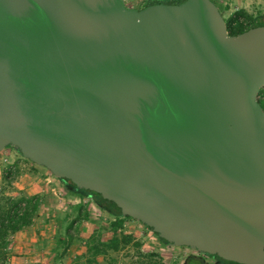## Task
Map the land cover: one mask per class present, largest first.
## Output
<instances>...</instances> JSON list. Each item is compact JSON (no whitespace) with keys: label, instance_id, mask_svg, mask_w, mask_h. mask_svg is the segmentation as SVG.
<instances>
[{"label":"water","instance_id":"1","mask_svg":"<svg viewBox=\"0 0 264 264\" xmlns=\"http://www.w3.org/2000/svg\"><path fill=\"white\" fill-rule=\"evenodd\" d=\"M263 87L212 0H0V152L173 247L264 264Z\"/></svg>","mask_w":264,"mask_h":264},{"label":"rangeland","instance_id":"2","mask_svg":"<svg viewBox=\"0 0 264 264\" xmlns=\"http://www.w3.org/2000/svg\"><path fill=\"white\" fill-rule=\"evenodd\" d=\"M214 1V0H212ZM216 1V0H215ZM214 1V2H215ZM143 0H125L129 7L140 9ZM219 6H227L225 16L233 14L241 6L238 0H217ZM218 6V4L215 2ZM250 14H264V0H242ZM15 164L18 174L11 182L2 179L3 169ZM40 198L39 208L32 224L10 235L8 253L2 264H71L77 260L87 264L89 258L84 239L99 232L103 240L111 236L110 222L113 217L100 211L88 197H67L60 181L54 178L45 168L23 159L17 151L6 148L0 152V204L5 205L4 198L36 197ZM70 201H68V200ZM78 202L85 203L92 221L84 220L78 226V236L73 240L71 248L62 260L55 259L52 251L55 246L54 234L58 220L65 213L72 211ZM118 232L130 234L133 242L117 252L109 251L99 255L92 264H213V260L186 247H173L160 242L153 233L140 222L123 219ZM194 257V258H192ZM198 258V260L196 259ZM1 262V259H0ZM219 264H233L220 261Z\"/></svg>","mask_w":264,"mask_h":264},{"label":"trees","instance_id":"3","mask_svg":"<svg viewBox=\"0 0 264 264\" xmlns=\"http://www.w3.org/2000/svg\"><path fill=\"white\" fill-rule=\"evenodd\" d=\"M183 1L184 0H171L169 2L171 4H178ZM158 2L159 0H147L143 3L141 8ZM227 9V6L220 8L229 35H237L251 28L264 26V14H250L243 9H238L233 14L225 16ZM258 102L264 110V87L259 91ZM18 154L20 155L19 152ZM17 174L18 168L15 164H12L3 169L2 179L5 182H11L15 179ZM59 181L62 185L64 194L67 197L71 196L81 199L88 197L100 211L112 216L114 219L110 222L109 228L111 236L107 240H103L99 232H94L84 239V244L86 245L87 254L89 256V258L86 259L87 264L94 263L99 255L104 256L109 251L117 252L121 248L133 242V238L130 234L118 232V229H120L123 225V219L131 218L123 216L120 209L117 208L113 202L104 200L100 195L87 190H76L71 187L72 185L67 180L61 179ZM67 183H69L70 186ZM4 200L5 205L2 206L0 204V264L4 263L7 259L8 239L10 235L30 226L40 205V198L38 196L20 198L6 197ZM86 207L87 205L85 203L78 202L76 205L71 207L72 211L70 213H65L64 217L58 220L57 230L54 234L55 246L52 250L55 253V259L62 260L71 248L73 240L78 236V226H80L82 221L89 219ZM153 235L160 242L168 245V243L158 237L157 234L153 233ZM210 257H214L219 261L228 262L218 258L217 256ZM196 259L198 260V258ZM186 261L187 259L184 261V264H186ZM198 262L199 264H203L200 260H198ZM230 263L237 264L234 262ZM71 264L82 263L75 259Z\"/></svg>","mask_w":264,"mask_h":264},{"label":"flooded vegetation","instance_id":"4","mask_svg":"<svg viewBox=\"0 0 264 264\" xmlns=\"http://www.w3.org/2000/svg\"><path fill=\"white\" fill-rule=\"evenodd\" d=\"M169 1H171V0H159V2L158 3H164V4H171ZM69 186H70V184L69 183H67ZM72 187V186H71ZM73 188V187H72ZM202 255H204V256H206V257H208V258H210V259H212L213 260V264H219V260L218 259H216V258H214V257H210V256H208L207 254H204V253H201ZM205 260L203 259L202 260V263L203 264H206V262H204ZM208 264V263H207Z\"/></svg>","mask_w":264,"mask_h":264},{"label":"crops","instance_id":"5","mask_svg":"<svg viewBox=\"0 0 264 264\" xmlns=\"http://www.w3.org/2000/svg\"><path fill=\"white\" fill-rule=\"evenodd\" d=\"M146 1H147V0H143L142 5H143V3L146 2ZM214 1H215V0H214ZM215 2L218 4L217 0H216ZM238 2H239V3L241 2V6H240L239 8H237L236 11H237L238 9H243V10H245L246 12H248V10L246 9V7H245V6H242V0H238ZM218 7L221 8V6H219V4H218ZM248 13H249V12H248ZM67 200H68V199H67ZM68 201H70V200H68ZM75 205H76V204H75ZM88 214H89V211H88ZM89 217H90V214H89ZM89 220L92 221L91 218H90Z\"/></svg>","mask_w":264,"mask_h":264}]
</instances>
